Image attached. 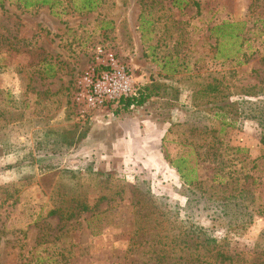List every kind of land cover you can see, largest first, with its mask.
Segmentation results:
<instances>
[{
  "label": "rangeland",
  "instance_id": "1",
  "mask_svg": "<svg viewBox=\"0 0 264 264\" xmlns=\"http://www.w3.org/2000/svg\"><path fill=\"white\" fill-rule=\"evenodd\" d=\"M67 1L53 14L0 0V264H155L163 237L189 224L212 229L233 264L256 263L258 130L212 119L204 99L191 114V100L212 81L230 103L264 84V0H101L90 12ZM238 21L245 58L223 60L209 29ZM98 48L153 93L79 119L70 92ZM222 205L251 209V223L235 227Z\"/></svg>",
  "mask_w": 264,
  "mask_h": 264
},
{
  "label": "trees",
  "instance_id": "2",
  "mask_svg": "<svg viewBox=\"0 0 264 264\" xmlns=\"http://www.w3.org/2000/svg\"><path fill=\"white\" fill-rule=\"evenodd\" d=\"M178 1L181 0H176V2ZM256 1L258 0H252L248 9L252 8V2ZM17 2L26 11L47 6L50 13L56 14L53 12V8L57 4L54 0H17ZM68 2L72 3L75 11L90 12L100 5L101 0H68L67 4ZM0 7L3 8L1 3ZM244 28L245 22L238 21L221 22L209 29L210 35L215 38L214 47L216 48V53L223 60L235 59L237 55L245 58L242 48L244 46L245 49L247 48L248 39L243 36L246 32H244ZM153 89L150 86H144L142 90L138 91L136 97L119 100L116 109L141 106L150 98ZM228 89L226 85H221L214 81L199 88L192 95L191 110L193 112L191 114L198 113L197 107L200 106V100L204 99L206 100V104L211 105L207 109V112L210 113L212 119H218L222 122L228 117L227 114H237L242 119L251 120L258 130L259 143L264 146V84L239 87L237 91L247 99H239L235 103L226 101L229 96V93L226 92ZM235 106H240V108L237 110ZM176 171L179 174V178L187 185L193 184V181L187 178L186 174H182L178 167H176ZM190 172L192 173V171ZM232 198H235V196L227 197V199ZM87 210V208L81 207L79 211L85 212ZM219 214L220 217H229L233 221L232 225H235V227H243V225L251 223L253 212L246 207L242 208V206L228 208V206L222 205L219 209ZM181 228L178 234L163 237V239H167V242L161 243L162 248L156 255L155 264H233V256L225 247L219 245V242L212 233V229L199 224H189ZM93 229L91 230L92 233ZM93 234H96V232ZM259 240L257 248L263 250L264 230L260 234ZM183 251L185 252L183 253ZM256 259L257 261L254 264H264V251L258 252Z\"/></svg>",
  "mask_w": 264,
  "mask_h": 264
},
{
  "label": "built area",
  "instance_id": "3",
  "mask_svg": "<svg viewBox=\"0 0 264 264\" xmlns=\"http://www.w3.org/2000/svg\"><path fill=\"white\" fill-rule=\"evenodd\" d=\"M138 91L128 66L98 48L91 65L74 82L70 107L77 118L84 119L102 109H116L119 100L136 97Z\"/></svg>",
  "mask_w": 264,
  "mask_h": 264
}]
</instances>
